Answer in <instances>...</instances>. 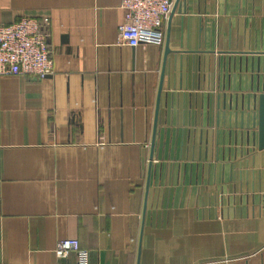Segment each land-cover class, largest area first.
I'll list each match as a JSON object with an SVG mask.
<instances>
[{
	"label": "crops",
	"instance_id": "0c3cea01",
	"mask_svg": "<svg viewBox=\"0 0 264 264\" xmlns=\"http://www.w3.org/2000/svg\"><path fill=\"white\" fill-rule=\"evenodd\" d=\"M119 4L0 0L54 66L0 76V264H76L65 239L90 264H264V151L240 115L264 91V0H173L162 44L135 48Z\"/></svg>",
	"mask_w": 264,
	"mask_h": 264
},
{
	"label": "built area",
	"instance_id": "2783aa9c",
	"mask_svg": "<svg viewBox=\"0 0 264 264\" xmlns=\"http://www.w3.org/2000/svg\"><path fill=\"white\" fill-rule=\"evenodd\" d=\"M173 0H120L122 20L117 28V42L131 48L141 43L162 44V24L170 14ZM48 26V22L45 21ZM54 73L48 40L40 32L37 20L21 18L0 26V76L22 75L44 79ZM76 255V264H90L89 253L78 240L57 242L54 254L65 259Z\"/></svg>",
	"mask_w": 264,
	"mask_h": 264
},
{
	"label": "water",
	"instance_id": "95a60500",
	"mask_svg": "<svg viewBox=\"0 0 264 264\" xmlns=\"http://www.w3.org/2000/svg\"><path fill=\"white\" fill-rule=\"evenodd\" d=\"M173 11V10H172ZM167 65V61L165 60L164 66ZM163 73H164V67L161 72V78H160V84H159V92L162 89V82H163ZM250 99V96L247 97V100ZM252 110V112H251ZM250 110V107L248 105L246 113L241 112V126L244 121V115H245V125L249 126V122L251 121V126L253 129V142L256 144V149L258 151H264V91L260 94H255L252 97V108ZM158 112L156 111V118H157ZM157 132V125L156 121L153 125V139L151 141V150L154 149L155 141L154 137ZM256 134V135H255ZM256 138V140H255ZM151 161V158H150ZM151 166V165H150ZM145 207V206H144Z\"/></svg>",
	"mask_w": 264,
	"mask_h": 264
}]
</instances>
